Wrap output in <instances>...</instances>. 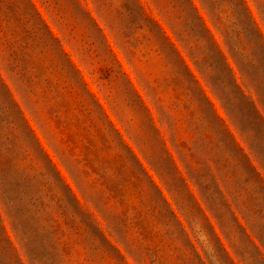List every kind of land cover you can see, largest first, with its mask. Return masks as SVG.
Returning a JSON list of instances; mask_svg holds the SVG:
<instances>
[{
    "label": "rangeland",
    "instance_id": "rangeland-1",
    "mask_svg": "<svg viewBox=\"0 0 264 264\" xmlns=\"http://www.w3.org/2000/svg\"><path fill=\"white\" fill-rule=\"evenodd\" d=\"M246 3L264 34V0ZM0 26L18 56L0 40V72L37 140L19 147L64 182L54 264H264V198L247 225L221 183L247 171L229 133L264 162L242 99L264 116V44L240 0H0ZM0 209L5 243L39 264Z\"/></svg>",
    "mask_w": 264,
    "mask_h": 264
},
{
    "label": "trees",
    "instance_id": "trees-1",
    "mask_svg": "<svg viewBox=\"0 0 264 264\" xmlns=\"http://www.w3.org/2000/svg\"><path fill=\"white\" fill-rule=\"evenodd\" d=\"M240 1L258 32L259 41L264 44V34L260 31L249 13L246 0ZM3 29L0 26V40L3 41L2 45H7L8 48L12 49L11 55L14 58V62H16L18 58L16 42H12L11 39L8 40L6 31ZM7 31L11 32L12 30L8 29ZM25 56H28V54H24L23 58ZM13 73L14 70H6V74L8 75ZM17 75H20V73H17ZM25 78V75L21 74L19 80L22 83H27ZM28 79L30 82L32 81L31 77ZM16 83L20 85L18 80ZM15 95L16 93H13V90L0 72V193L4 198V206H2L3 202L0 201V207H2L3 211H5L4 209L7 210L6 214L10 221L9 224L17 239L19 238L20 242L24 245V250L29 251L35 259L37 258L39 264H54L53 256L58 254L62 259L65 249L63 238L66 237V232L57 224L58 218L55 217L52 211L54 201H56V204L63 201L56 188L64 185V182L60 173L40 145L39 147L45 155L43 156L44 160L53 168L54 174L58 177V180L55 182L52 181L48 168L36 162V156H30L24 146L19 147L21 142L25 144L28 140L36 142L37 140L25 117L26 111L22 107V100L17 101ZM22 99L23 103H25V108L28 107V103H32L33 101L32 96L29 94H25ZM242 99L245 100L248 106H251L254 114V119H252L254 125L264 130V116L252 100V96L247 97L245 92H243ZM50 113L53 115L51 108ZM55 118L61 120L60 116H55ZM229 136L232 138L234 146L242 155L237 156V159L243 161L247 167V171L241 174L240 179L237 180H235V176H225L224 180H221V183L226 186L229 196L232 197L234 203L237 200L242 202L243 219L247 225H250L251 223L258 222L259 216H256V214L247 216L246 213L250 210L249 206L259 205L262 202V197L264 198V162L262 158L256 156L252 151L250 154H246L245 150L236 143L233 135L229 133ZM241 137L246 139L243 132H241ZM242 179L244 180V184L240 186L239 182ZM236 187H241V190L238 191ZM66 188L68 187L66 186ZM68 191L72 195L70 189ZM71 198L79 208L78 200L74 196H71ZM237 220L239 219L237 218ZM4 223L5 221L0 209V257H2L0 264H21V261L14 255L12 248L5 243L3 235L6 234V228ZM1 229L4 230V234ZM260 243L264 247L263 240L260 239ZM34 244L38 247L36 250L37 254L34 252ZM252 245L260 250L254 241H252ZM45 252L46 258H40Z\"/></svg>",
    "mask_w": 264,
    "mask_h": 264
}]
</instances>
